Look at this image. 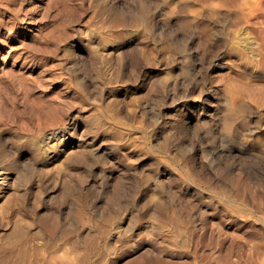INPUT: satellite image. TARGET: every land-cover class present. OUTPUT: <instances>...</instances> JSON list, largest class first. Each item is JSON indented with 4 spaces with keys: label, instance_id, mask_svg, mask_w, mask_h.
I'll return each instance as SVG.
<instances>
[{
    "label": "rangeland",
    "instance_id": "obj_1",
    "mask_svg": "<svg viewBox=\"0 0 264 264\" xmlns=\"http://www.w3.org/2000/svg\"><path fill=\"white\" fill-rule=\"evenodd\" d=\"M0 4V264H264V0Z\"/></svg>",
    "mask_w": 264,
    "mask_h": 264
},
{
    "label": "bare ground",
    "instance_id": "obj_2",
    "mask_svg": "<svg viewBox=\"0 0 264 264\" xmlns=\"http://www.w3.org/2000/svg\"><path fill=\"white\" fill-rule=\"evenodd\" d=\"M242 1H243V0H242ZM221 4H222V3H221ZM240 4H241V2H240ZM0 5H1V4H0ZM230 5H231V3H230ZM5 6H6V5H5ZM226 6H227V4H226ZM228 6H229V5H228ZM232 6H233V5H232ZM253 10H254V9H253ZM261 10H262V9H261ZM254 11H255V10H254ZM262 11H264V10H262ZM261 30H262V29H261ZM261 30H260V31H261ZM250 31H251V30H250ZM245 35H246V34H245ZM258 38H260V37H258ZM255 39H257V38H255ZM262 39H263V38H262ZM260 40H261V39H260ZM242 41H243V40H242ZM262 41H263V40H261V42H262ZM258 42H259V40H258ZM263 42H264V41H263ZM255 43H256V42H255ZM255 45H256V44H255ZM260 45H261V44H260ZM243 48H244V47H243ZM260 48H261V47H260ZM262 49H263V48H262ZM244 51H245V50H244ZM260 52H261V51H260ZM253 53H254V52H253ZM263 54H264V53H263ZM252 56H253V55H252ZM253 57H254V56H253ZM254 58H256V56H255ZM257 58H258V57H257ZM263 58H264V57H263ZM263 58H262V59H263ZM257 60H258V59H257ZM263 60H264V59H263ZM253 61H254V60H253ZM262 62H263V61H262ZM229 105H230V104H229ZM226 108H227V107H226ZM229 112H230V110H229ZM229 112H228V113H229ZM228 113H227V114H228ZM232 114H233V113H232ZM232 114H231V115H232ZM234 114H235V113H234ZM237 115H238V114H237ZM227 117H228V115H227ZM229 117H230V116H229ZM229 119H230V118H229ZM225 120H226V119H225ZM232 120H233V119H232ZM229 121H230V120H229ZM224 124H225V123H224ZM228 124H229V123H228ZM230 129H231V128H230ZM217 130H218V129H217ZM221 130H222V129H221ZM225 130H226V128H225ZM222 131H224V130H222ZM229 131H230V130H229ZM229 131H228V132H229ZM219 135H220V134H219ZM223 138H224V137H223ZM222 146H223V145H222ZM224 147H225V145H224ZM221 149H222V148H221ZM221 149H220V150H221ZM229 149H230V148H229ZM222 150H223V149H222ZM221 153H222V152H221ZM63 255H64V254H63ZM66 255H67V254H66ZM66 255H65V256H66Z\"/></svg>",
    "mask_w": 264,
    "mask_h": 264
}]
</instances>
